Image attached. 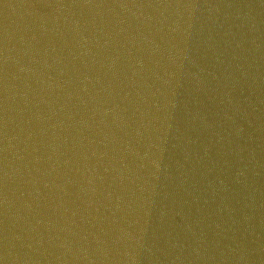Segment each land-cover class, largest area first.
<instances>
[{
	"label": "water",
	"instance_id": "water-1",
	"mask_svg": "<svg viewBox=\"0 0 264 264\" xmlns=\"http://www.w3.org/2000/svg\"><path fill=\"white\" fill-rule=\"evenodd\" d=\"M0 264H264V0H0Z\"/></svg>",
	"mask_w": 264,
	"mask_h": 264
}]
</instances>
